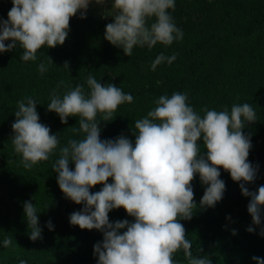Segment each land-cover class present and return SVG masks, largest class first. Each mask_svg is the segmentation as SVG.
I'll list each match as a JSON object with an SVG mask.
<instances>
[{"label": "trees", "instance_id": "obj_1", "mask_svg": "<svg viewBox=\"0 0 264 264\" xmlns=\"http://www.w3.org/2000/svg\"><path fill=\"white\" fill-rule=\"evenodd\" d=\"M12 0H0V20L8 19ZM175 25L183 31V39L169 46L159 42L148 49L134 46L130 57L123 50L104 39L105 26L113 21L95 17L88 11L71 17L68 36L63 45L42 46L35 61H23V48L17 44L10 51L0 52V264H97L93 245L102 242L103 233L80 229L69 223V216L80 211L83 204L66 198L57 184L53 164L59 158V147L47 161L25 169L22 157L14 152L11 125L16 117L17 101L32 97L38 103L39 122L50 128L51 134L66 146L69 139H83L74 134L79 117L70 116L67 124L60 122L55 112L47 110L50 93L57 89L62 96L76 85H83L85 94L90 89L87 77L92 75L101 84L112 83L133 96L132 103L118 106L110 121H99L100 139L125 136L135 145V121L144 118L155 108L161 95L184 93L194 111L204 116V108L230 112L233 104L249 103L257 120L245 122L243 133L249 137L251 148L247 160L257 169L253 182L245 183L250 191L264 185V0H175V9L168 10ZM114 14V13H112ZM7 45L11 40H5ZM176 54L169 65L161 63L153 71L156 56ZM53 63L49 62V58ZM68 62V70L63 67ZM44 63L47 71L38 70ZM98 115L97 119H100ZM201 155L207 153L202 138L198 141ZM74 162L69 168L74 170ZM225 183L223 197L214 207L201 208L199 202L207 185L197 173L192 184L197 208L190 220L180 219L186 238L192 241L193 257L208 256L212 264H245L234 254L251 242H264V206L261 224L253 225L247 211L250 197L241 193L239 184L230 174L219 168ZM112 183L110 177L107 181ZM102 184L90 188L100 191ZM25 201L37 209L41 239H29L30 229L23 212ZM109 221L134 222L121 207L108 213ZM51 221L53 229L46 226ZM252 227L253 232L246 229ZM235 230V234H233ZM126 231V228L118 230ZM10 237L11 247L3 240ZM176 264H188L180 250L173 254Z\"/></svg>", "mask_w": 264, "mask_h": 264}, {"label": "clouds", "instance_id": "obj_2", "mask_svg": "<svg viewBox=\"0 0 264 264\" xmlns=\"http://www.w3.org/2000/svg\"><path fill=\"white\" fill-rule=\"evenodd\" d=\"M90 2L103 4L105 0H12L7 20H0V52L10 51L17 44L23 48V61H35L42 46L54 48L63 45L69 31L70 19L84 12ZM114 14L106 24L104 39L121 48L130 57L134 46L151 49L158 42L164 46L183 39L169 9H175V0H113ZM11 43L5 44V40ZM49 58V62L53 63ZM176 54L156 56L151 64L155 70L161 63L169 65ZM63 67L68 70V62ZM38 70L47 71L44 63ZM90 91L85 94L83 85H76L62 96L57 89L50 93L47 110L55 112L62 124L70 116L79 117L74 134L83 133V139H69L60 146V139L50 128L39 122L38 103L32 97L17 101L16 117L11 128L14 152L19 154L25 169L47 161L59 147V158L53 164L57 184L64 196L76 204L80 211L69 216L71 225L80 229H96L103 233L102 242L93 245L97 264H176L173 254L182 250L188 264H212L208 256L193 257L192 241L180 219L190 220L197 204L191 182L199 174L200 182L207 187L199 202L201 208L214 207L225 191L219 168L230 174L244 196L250 197L247 211L252 224H261V207L264 206V185L250 191L245 183L253 182L257 169L247 160L250 139L242 129L245 122L253 123L257 115L249 103L233 104L231 111L204 108L201 117L188 103L184 93L170 97L161 95L155 108L135 121V145L121 135L101 140L99 121H110L118 106L132 103L133 96L112 83L101 84L92 75L87 77ZM100 115V119H97ZM202 138L206 156L201 155L198 141ZM74 162V170L69 162ZM112 178V183L108 179ZM102 184L100 191L90 188ZM123 208L134 217V222H110L108 213ZM23 212L30 229L29 239H41L37 209L25 201ZM46 226L53 229L48 221ZM126 228L122 233L118 230ZM253 232L252 227L246 229ZM235 234V230H233ZM260 235H264L261 229ZM13 240H3L5 248ZM256 264L264 259L253 256ZM19 264H27L19 260Z\"/></svg>", "mask_w": 264, "mask_h": 264}, {"label": "rangeland", "instance_id": "obj_3", "mask_svg": "<svg viewBox=\"0 0 264 264\" xmlns=\"http://www.w3.org/2000/svg\"><path fill=\"white\" fill-rule=\"evenodd\" d=\"M112 2L113 0H105L103 4L95 3V6H92L88 12L95 17H106L114 13V10L111 9ZM253 256L264 259V242H251L245 247H240L234 254V258L238 262L245 264H256V261L252 259Z\"/></svg>", "mask_w": 264, "mask_h": 264}, {"label": "crops", "instance_id": "obj_4", "mask_svg": "<svg viewBox=\"0 0 264 264\" xmlns=\"http://www.w3.org/2000/svg\"><path fill=\"white\" fill-rule=\"evenodd\" d=\"M92 6H95V2H90L86 11H88L90 8H92Z\"/></svg>", "mask_w": 264, "mask_h": 264}]
</instances>
